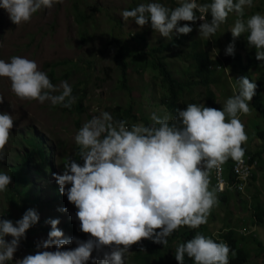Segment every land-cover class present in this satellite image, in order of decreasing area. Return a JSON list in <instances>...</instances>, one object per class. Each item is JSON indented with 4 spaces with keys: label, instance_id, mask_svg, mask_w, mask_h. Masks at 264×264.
<instances>
[{
    "label": "clouds",
    "instance_id": "9594fccd",
    "mask_svg": "<svg viewBox=\"0 0 264 264\" xmlns=\"http://www.w3.org/2000/svg\"><path fill=\"white\" fill-rule=\"evenodd\" d=\"M62 2L0 0V8L7 12L11 23L20 25L29 22L37 11ZM251 7L253 0H211L203 4L182 0L177 7L169 9L152 0L131 10L124 9L120 15L125 21L132 18L140 28L150 26L165 38L191 33L190 23L199 20L198 35L210 40L229 14L234 13L236 19L230 29L233 40L246 34L248 47L255 50L250 54L259 61L251 68V77L257 67L261 73L252 79L261 81L264 87V14L257 12L244 19L245 8ZM206 14H210V20ZM181 21L190 23L181 26ZM225 54L234 55V43L226 47ZM222 66L224 63L214 70ZM0 77L8 78L11 92L22 100L41 104L49 101L52 106L65 108H71L76 100L67 81L54 85L47 73L39 70L36 61L25 57L12 56L7 62L0 59ZM233 88L234 94L221 109L189 103L177 109L174 117L167 112L163 116L152 113L150 126L135 123L129 128L127 121L115 120L109 112L87 120L74 136L83 163L69 157L62 172L52 175L60 194L77 209L78 233L89 234L90 238L82 241L65 237L57 227L59 219H51L46 221L51 225L47 238L36 244L34 254L15 260V264H88L89 261L125 264L129 248L142 240L165 246L167 238L177 229L184 226L197 229L206 224L213 206L218 203L215 192L243 194L249 183L256 182L262 164L261 158L245 154L242 145L248 135L240 120L241 114L252 111L250 101L256 95L257 84L238 74ZM3 102L4 97L0 95V104ZM13 122L12 115L0 113V162L6 158L4 149ZM246 156L253 164L250 176L242 189L229 188L236 181L235 161L242 162ZM229 158L227 167L225 162ZM219 166L224 185H218L214 172ZM210 172L214 191L209 190ZM11 182L12 176L0 171V192L7 191ZM38 220L34 209L26 210L15 222L0 219V264L13 261L27 230ZM73 243L76 247L62 250ZM53 247L54 251L48 250ZM93 251L97 252L96 256L92 255ZM230 252L236 256L225 241L217 242L197 232L193 238L177 245L174 258L177 264H184L185 256L193 264H230Z\"/></svg>",
    "mask_w": 264,
    "mask_h": 264
},
{
    "label": "rangeland",
    "instance_id": "374dc122",
    "mask_svg": "<svg viewBox=\"0 0 264 264\" xmlns=\"http://www.w3.org/2000/svg\"><path fill=\"white\" fill-rule=\"evenodd\" d=\"M150 2L152 0H63L50 9L37 11L29 22L20 25L11 23L7 12L0 8V59L7 62L12 56H21L34 60L39 70L46 72L47 75L53 68L55 80L52 83L59 86L61 81H67L74 87L72 96L76 98L75 102L82 97L80 109H74L73 106L71 108L52 106L49 101L41 104L37 101L22 100L11 92L8 78L0 77V95L4 97V102L0 104V113H9L14 120L9 141L4 149L6 158L0 162V171L10 173L11 165L26 150L23 138L27 139L30 136L42 138L48 152V161L45 165L37 163L28 165L29 187L24 189L17 185L23 197L33 199L34 203L27 206L36 210L39 220L27 230L26 239L21 241L13 261L9 264H15V260L35 253L36 244L46 239L51 230V225L46 222L51 219H59L57 227L64 232L65 237H76L82 241L90 238L89 234L82 232L80 235L78 231L64 227V224L71 220L79 229V221L75 218L77 209L68 202L65 195L60 194L59 186L52 175L60 174L63 164L76 154L78 146L74 143V136L87 120L100 116L103 112H109L114 118L112 110L116 106L121 109L131 106L138 118L135 123H143L145 126L153 123L150 116L154 112L160 116L165 112L170 114L165 104L161 102L162 91L156 76L158 73L151 68L137 69L135 65L136 54H133L135 47L132 41L134 34L144 33L143 46L141 43L136 44V47L142 46L144 50H150L149 47L156 42L170 41L173 37L180 40L178 46L167 48L169 54L165 61L174 76L184 80L192 79L183 97L190 100L189 103L196 104L205 105L206 86L195 82L202 76H190L193 67L188 66L185 70V60L191 61L187 52L190 51L193 42L197 48L205 49L212 57L221 59L226 55L225 49L230 43H234V52L242 53L246 60L248 50L255 51L248 47L246 34L233 40L230 29L236 19L234 13L229 14L227 21L221 24L210 40L198 35L199 20L195 23L179 22L181 26L190 23L193 28L191 33L179 36L173 34L172 37L165 38L148 25L140 28L132 18L127 21L122 19L120 15L122 10H131L141 3ZM156 2L167 8L169 5L175 8L182 0ZM196 2L203 4L205 0ZM263 9L264 0H253V7L245 8L244 19L257 12L264 14ZM79 11L84 16L81 21L77 20ZM206 18L210 20V14H207ZM116 38L126 44L123 53L128 64L126 86L121 83L117 66L115 55L119 46L115 42ZM180 52L186 53L183 60L177 55ZM233 61L231 58L230 62ZM223 63L224 66L213 70L212 78L209 77L208 80L209 87L215 92L214 101L219 104V109L223 108L226 99L234 94L233 86L235 79L238 78L237 69L232 70L227 61ZM260 73L256 67L253 69L252 77L255 79ZM54 94L58 95L59 92ZM260 98L264 102V89ZM250 104L251 113L241 114L240 120L248 135L247 142L242 146L263 154L256 182L249 183L243 194L225 192L227 199L224 202L215 192L218 203L213 206L208 222L194 230L195 233L199 232L217 242H224L221 234L232 229L239 244L249 252L246 264H262L264 221L256 219L254 212L259 207H264V119L251 101ZM131 125L132 123L128 125L129 128ZM257 138L260 142H257ZM209 181V190L214 191L211 172ZM8 194L6 191L0 192V219L15 222L21 218L22 212L19 207L10 205ZM60 208H66L67 211H58ZM5 239L10 241L11 237ZM182 239L183 236L172 235L167 238L168 243L163 248L168 250V255L175 251ZM74 247L75 243L65 246L62 250ZM135 247L134 244L129 248L125 255V264H135L133 259ZM48 250L54 251L55 248ZM104 251L108 249L105 248ZM92 255L96 256L97 252L93 251ZM88 264H91V261Z\"/></svg>",
    "mask_w": 264,
    "mask_h": 264
},
{
    "label": "trees",
    "instance_id": "16d2710c",
    "mask_svg": "<svg viewBox=\"0 0 264 264\" xmlns=\"http://www.w3.org/2000/svg\"><path fill=\"white\" fill-rule=\"evenodd\" d=\"M211 0H205L204 3H209ZM169 9L171 8L169 5ZM197 15L199 13L197 12ZM207 15V14H206ZM209 15V14H208ZM78 21H81L84 16L79 11L78 12ZM145 40L144 33H136L132 36V41H134V47L135 51L133 54H136V60L135 65L137 66V69H147L151 68L154 71L158 73V81L160 83L161 87V102H163L170 112V114L174 117L176 115L177 109H183L185 108L190 100L184 99L183 94L186 89H188V86L191 84V80H184L180 79L176 76H174L169 69L168 63L165 61V58L167 57V53L169 50L167 48H170L172 46H178L180 44V40L177 38H172L170 41H160L156 42L155 44L151 45L149 47L150 50H144L143 49V43ZM115 42L118 44L119 48L116 52V60H117V66L120 71V78L121 83L126 86V80H127V62L123 57L124 53V46L126 44L121 43L119 39H115ZM141 43V47H136V44ZM208 43V41H206ZM190 51L187 52V56L191 59L185 60L184 66L185 70L186 67L191 66L193 67V71L190 72V76H202V78L197 79L195 81L196 83H201L206 86L205 89V106L219 109L220 106L218 103L214 101L215 92L209 87V77L212 78L213 70L216 66H219L223 64V62L227 61L230 62V59L232 58L234 61V64L231 65V68L237 69L238 74L241 76H247L251 81L255 82L257 84L256 88V95L252 99V104L255 107V109L259 110V113L264 119V103L260 98L261 92L263 90V84L261 81L253 80L251 77V68L256 64L259 63L255 59L254 54H250L252 50H248L246 53L248 58L244 62L243 54L240 52H234V55H225L223 59L212 57L210 53L205 49L197 48L196 43L193 42L191 44ZM132 53V51H130ZM186 53H177L178 57L183 60ZM55 65V63H54ZM184 70V71H185ZM49 79L51 82L55 80L53 68L50 69L49 72ZM74 88V87H72ZM84 93L81 94L83 96ZM78 101L73 103L72 106L74 109H80L82 104V97H79L77 99ZM114 112V119L115 120H125L128 122V125L130 123L134 124L136 121H138V118L133 113V108L131 106H128L127 108L121 109L119 106H116L112 110ZM171 123V121H170ZM264 134V131H263ZM26 142V150L22 152V154L19 156L17 161L13 163L10 167V173L9 175L12 176V182L8 186V190L6 192H9L8 196L10 199V205H14L16 207H19V210L22 212V214L29 209L27 204L34 203L33 199H27L26 197H23V195L20 194L19 190L17 189V185H21L24 189H27L30 184V169L28 167L29 164H46L48 161V152L46 149V146L43 142L42 138L30 136L29 138H23ZM257 142H260L257 140ZM263 141H261L262 143ZM245 149V154H250L253 157L261 158L263 154L260 153V151H253L249 148H246L245 146H242ZM79 150V146H78ZM78 150L74 157V159L77 163L82 164L83 161L80 160L78 155ZM33 160V161H32ZM229 160L230 158L225 162L226 166H229ZM231 165V164H230ZM227 166V167H228ZM259 167V166H258ZM255 177V174H253V178ZM219 197L223 202L227 199L226 194H219ZM13 210V209H12ZM254 217L260 221H264V207H259L254 212ZM64 227H69L73 231H77L75 226L72 224V221L69 220L67 223L64 224ZM172 236H183V239L181 240V243L186 242L187 240L193 238L196 233L194 229H190L187 226L181 227L174 231ZM221 237L224 239V241L229 245V247L236 252V256L233 257L231 255V252L229 254V261L230 264H246L249 260V252L247 249H245L242 245L239 244L238 239L235 237L232 229H228L224 233L221 234ZM135 251L133 254V259L135 264H177L174 256L175 251H173L171 254L168 255V250L163 248V245L153 243L151 240H142L141 242L135 244ZM143 248L145 251L140 250ZM184 264H193V261L189 259L187 256H185ZM264 264V262L262 263Z\"/></svg>",
    "mask_w": 264,
    "mask_h": 264
},
{
    "label": "built area",
    "instance_id": "2783aa9c",
    "mask_svg": "<svg viewBox=\"0 0 264 264\" xmlns=\"http://www.w3.org/2000/svg\"><path fill=\"white\" fill-rule=\"evenodd\" d=\"M252 167L253 164L250 163L249 156L243 157L242 162L235 161L233 173L235 174L236 181L230 183L228 187L242 189L244 181L250 176V170ZM214 172L218 180V185H224L225 182L222 177V168L219 166Z\"/></svg>",
    "mask_w": 264,
    "mask_h": 264
}]
</instances>
